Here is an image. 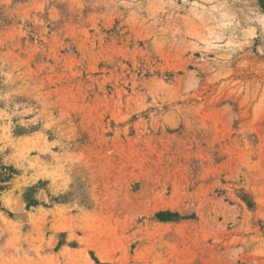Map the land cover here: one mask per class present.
I'll use <instances>...</instances> for the list:
<instances>
[{
  "label": "rangeland",
  "instance_id": "1",
  "mask_svg": "<svg viewBox=\"0 0 264 264\" xmlns=\"http://www.w3.org/2000/svg\"><path fill=\"white\" fill-rule=\"evenodd\" d=\"M0 264H264V0H0Z\"/></svg>",
  "mask_w": 264,
  "mask_h": 264
},
{
  "label": "bare ground",
  "instance_id": "2",
  "mask_svg": "<svg viewBox=\"0 0 264 264\" xmlns=\"http://www.w3.org/2000/svg\"><path fill=\"white\" fill-rule=\"evenodd\" d=\"M14 204H15L14 206H13V204H12L13 209H20V206H21L20 202H15ZM12 206H11V207H12Z\"/></svg>",
  "mask_w": 264,
  "mask_h": 264
}]
</instances>
